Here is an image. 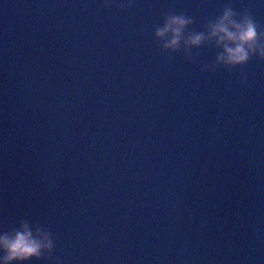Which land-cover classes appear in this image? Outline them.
<instances>
[{
    "label": "water",
    "instance_id": "water-1",
    "mask_svg": "<svg viewBox=\"0 0 264 264\" xmlns=\"http://www.w3.org/2000/svg\"><path fill=\"white\" fill-rule=\"evenodd\" d=\"M226 4L264 28L260 0H0V232L54 238L19 264H264V59L155 35Z\"/></svg>",
    "mask_w": 264,
    "mask_h": 264
},
{
    "label": "clouds",
    "instance_id": "clouds-1",
    "mask_svg": "<svg viewBox=\"0 0 264 264\" xmlns=\"http://www.w3.org/2000/svg\"><path fill=\"white\" fill-rule=\"evenodd\" d=\"M264 3V0H260ZM123 6V5H118ZM192 19L183 14H167L162 24L155 28L156 37L163 41L165 49L177 50L183 42L185 50L199 47L205 41H211L220 51L207 70L218 66L232 67L245 64L251 57L264 59V28L247 12L233 10L226 4L219 15L206 21L204 31L185 32ZM189 60L191 57H187ZM54 247L51 232L39 225L21 220L10 232H0V264H12L13 261L39 260ZM54 264H60L59 257Z\"/></svg>",
    "mask_w": 264,
    "mask_h": 264
}]
</instances>
